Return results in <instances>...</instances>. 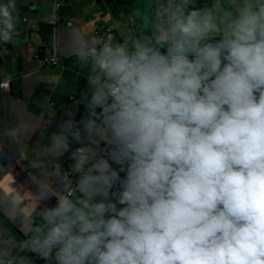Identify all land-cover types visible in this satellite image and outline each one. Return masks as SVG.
I'll return each mask as SVG.
<instances>
[{
	"label": "clouds",
	"instance_id": "9594fccd",
	"mask_svg": "<svg viewBox=\"0 0 264 264\" xmlns=\"http://www.w3.org/2000/svg\"><path fill=\"white\" fill-rule=\"evenodd\" d=\"M143 2L139 33H70L86 91L32 165L55 168L11 197L25 230L0 264H264V0Z\"/></svg>",
	"mask_w": 264,
	"mask_h": 264
},
{
	"label": "crops",
	"instance_id": "0c3cea01",
	"mask_svg": "<svg viewBox=\"0 0 264 264\" xmlns=\"http://www.w3.org/2000/svg\"><path fill=\"white\" fill-rule=\"evenodd\" d=\"M146 7L143 0H18L17 35L0 57V79L11 80L10 89L0 90V234L23 238L25 225L11 197L23 199L34 175L55 168L32 165L41 162V149L64 111L86 91L88 68L69 51L70 33L76 29L97 42L103 27L111 26L120 41L129 30L139 33L141 22L132 11ZM53 56L59 65L44 63ZM54 75L61 76L58 84L49 82ZM59 163L64 171L70 167L66 155Z\"/></svg>",
	"mask_w": 264,
	"mask_h": 264
},
{
	"label": "built area",
	"instance_id": "2783aa9c",
	"mask_svg": "<svg viewBox=\"0 0 264 264\" xmlns=\"http://www.w3.org/2000/svg\"><path fill=\"white\" fill-rule=\"evenodd\" d=\"M104 31H102L101 36L99 37V41H108L114 40V30L111 26L103 27ZM44 63L48 65L57 66L60 64V58L58 56H53L52 58L46 59ZM11 80L10 78L0 79V90H8L10 89ZM68 171V170H67ZM65 171V172H67Z\"/></svg>",
	"mask_w": 264,
	"mask_h": 264
}]
</instances>
